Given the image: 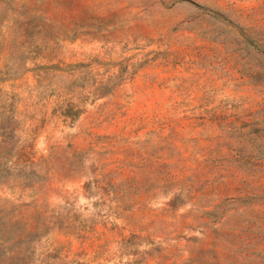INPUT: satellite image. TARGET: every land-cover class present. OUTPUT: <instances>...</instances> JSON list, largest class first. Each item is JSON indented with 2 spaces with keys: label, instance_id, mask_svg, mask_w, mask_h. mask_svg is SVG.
Masks as SVG:
<instances>
[{
  "label": "rangeland",
  "instance_id": "374dc122",
  "mask_svg": "<svg viewBox=\"0 0 264 264\" xmlns=\"http://www.w3.org/2000/svg\"><path fill=\"white\" fill-rule=\"evenodd\" d=\"M0 264H264V0H0Z\"/></svg>",
  "mask_w": 264,
  "mask_h": 264
}]
</instances>
